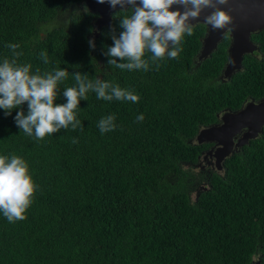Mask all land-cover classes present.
<instances>
[{
    "label": "trees",
    "instance_id": "1",
    "mask_svg": "<svg viewBox=\"0 0 264 264\" xmlns=\"http://www.w3.org/2000/svg\"><path fill=\"white\" fill-rule=\"evenodd\" d=\"M83 1L0 0V61L15 43L34 72L68 70L57 104L66 103L62 91L76 71L140 99L89 92L76 110L81 127L43 139L21 132L19 109H0V155L22 157L37 185L24 220L0 212V264H264V127L221 170L195 169L210 146L196 139L199 131L264 95V30L254 35L260 53L246 54L231 78L222 77L230 39L197 60L199 26L176 58L147 71L119 69L105 51L113 30L122 31L121 10L96 29L93 49L95 13L80 8ZM22 107L27 114V102ZM108 115L117 127L102 134L98 122Z\"/></svg>",
    "mask_w": 264,
    "mask_h": 264
},
{
    "label": "clouds",
    "instance_id": "2",
    "mask_svg": "<svg viewBox=\"0 0 264 264\" xmlns=\"http://www.w3.org/2000/svg\"><path fill=\"white\" fill-rule=\"evenodd\" d=\"M106 2L113 9L118 5L121 8L117 18L122 31L117 35L113 30V44L106 46L105 51V55L111 58L109 65L119 69L147 71L150 62L166 55L176 58L182 51L179 47L182 38L185 34H193V25L201 18L211 29L227 32L233 30L235 20L230 7L232 0H139V3L137 0H98L100 4ZM88 43L95 48L94 39ZM6 47L11 56L0 61V109L5 110L6 116L19 109L14 117L16 125L21 132L29 136L34 134L36 139H43L61 129L69 130V126L73 131L81 127L76 110L81 100H87L89 92L105 101L116 99L136 103L140 99L129 89L99 78L89 79L87 74L76 71L72 73L74 85L62 91L66 103L57 104L58 85L68 79V70L58 68L41 73L37 69L34 72L32 64L20 62L23 53L16 51L20 47L18 44L11 43ZM146 52L151 54L147 58ZM41 56L47 63V54L41 53ZM25 102L27 114L22 107ZM222 115L219 114L220 120ZM115 119V115L100 119L98 128L102 134L115 130ZM143 119L142 114L137 116L138 121ZM76 142L74 138L73 143ZM36 191L37 185L28 163L20 156L0 155V212L9 222L25 219Z\"/></svg>",
    "mask_w": 264,
    "mask_h": 264
},
{
    "label": "water",
    "instance_id": "3",
    "mask_svg": "<svg viewBox=\"0 0 264 264\" xmlns=\"http://www.w3.org/2000/svg\"><path fill=\"white\" fill-rule=\"evenodd\" d=\"M139 1V0H137ZM88 7L92 11H98L100 16L95 22L96 28L112 22V13L121 9L118 5L113 9L107 2L98 3V0H88ZM235 17L232 36L233 41L228 48V62L223 69V77L231 78L235 71L242 67L244 55L254 52L257 45L252 42L251 35L258 28H264V0H232L230 5ZM213 30V29H211ZM203 55L208 57L221 37L224 30H213ZM98 33V32H97ZM203 58V57H202ZM264 127V99L259 102L251 101L236 111H226L221 120L216 124L202 128L198 135L199 142H216L220 144L216 151V165L222 168V161L231 154L235 143V136L243 129L246 131L238 138L237 146L247 144L256 138Z\"/></svg>",
    "mask_w": 264,
    "mask_h": 264
},
{
    "label": "flooded vegetation",
    "instance_id": "4",
    "mask_svg": "<svg viewBox=\"0 0 264 264\" xmlns=\"http://www.w3.org/2000/svg\"><path fill=\"white\" fill-rule=\"evenodd\" d=\"M137 3H139V1H137ZM87 5V6H86ZM86 7H88V0H84L83 2H81L80 3V8H86ZM89 8V7H88ZM174 8H175V6H174ZM90 9V8H89ZM118 9H116L114 12H116ZM90 11H92L91 9H90ZM92 12H94L95 13V16L93 17V23L95 24V22H96V20L98 19V17H99V12L98 11H92ZM113 12V13H114ZM112 21H113V19H112ZM112 24V22L111 23H109V24H107L106 26H110ZM199 26V28H202L203 30H204V35L201 37V41H202V45H201V49H200V52L198 53V58H197V60L199 59L200 60V58H202V57H204L203 55H205L204 53H203V50H204V48H206L207 47V45H206V41H207V43H208V41H209V39L211 38V33H214V31L213 30H211V28H210V26H208V25H206L205 23H203V19L201 18V21H199V22H196V23H194V25H193V29H195L196 27H198ZM94 28H95V26H94ZM262 30H264V28H262V29H257L255 32H253L252 33V35H251V39H252V42L255 44V45H257V49L254 51L255 53H260V49H259V42H257V41H255V39H254V35L255 34H257V33H260ZM95 34L96 35H94L93 36V38L92 39H96V37L97 36H99L98 35V33H97V30H96V28H95ZM225 37H228L229 39H230V44H232V41H233V36H232V32L230 31V32H227V31H223V34L221 35V37L220 38H218L217 39V43L215 44V47L213 48V50L211 51V53H210V55H212L213 54V52L218 48V46H219V44L225 39ZM230 44H229V46H230ZM229 46H228V48H229ZM254 52H248V53H254ZM248 53H246V54H248ZM245 54V55H246ZM244 55V56H245ZM243 64V63H242ZM242 68V67H241ZM261 99H264V95L263 96H261V97H259L258 99H255L254 97H250L248 100H246L245 101V103H244V105L243 106H245V104H247V103H249V102H251V101H254V102H259ZM236 110V109H235ZM237 110H239V109H237ZM246 131V129H243L240 133H238L234 138H235V143H234V147L232 148V152H235V151H237V150H239V148H241V146H237V141H238V138H241L242 137V135H243V133ZM208 144L210 145L207 149H205L204 151H203V154H202V160H204L205 162H206V168H207V170L208 171H212V170H219L218 168H217V165H216V160H217V157H219V155L218 156H216V151L218 150V148H219V145L218 144H216V142H208ZM213 150V151H212ZM231 152V153H232ZM205 162H204V164H202L201 162H199V164H201V166H202V168H204L205 167ZM251 264H261V261L260 260H258V259H256L255 261H253Z\"/></svg>",
    "mask_w": 264,
    "mask_h": 264
},
{
    "label": "rangeland",
    "instance_id": "5",
    "mask_svg": "<svg viewBox=\"0 0 264 264\" xmlns=\"http://www.w3.org/2000/svg\"><path fill=\"white\" fill-rule=\"evenodd\" d=\"M206 162H207V161H206ZM206 162H205V167H206ZM201 163L204 164V161H202ZM200 167H201V164H199L198 166H196L195 169L198 170ZM205 167H204V168H205ZM202 185L204 186V184H202ZM199 188H201V187H199ZM199 188H198V189H199ZM198 189H197V190H194V191L192 192V195H191V196L193 197V199H194L196 196H198V194L200 193V191H199Z\"/></svg>",
    "mask_w": 264,
    "mask_h": 264
},
{
    "label": "bare ground",
    "instance_id": "6",
    "mask_svg": "<svg viewBox=\"0 0 264 264\" xmlns=\"http://www.w3.org/2000/svg\"><path fill=\"white\" fill-rule=\"evenodd\" d=\"M213 151V150H212Z\"/></svg>",
    "mask_w": 264,
    "mask_h": 264
}]
</instances>
